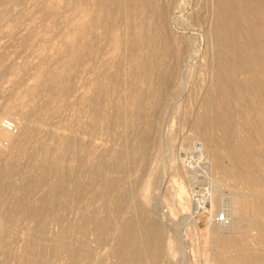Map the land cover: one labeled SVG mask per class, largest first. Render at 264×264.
Masks as SVG:
<instances>
[{"label":"rangeland","instance_id":"rangeland-1","mask_svg":"<svg viewBox=\"0 0 264 264\" xmlns=\"http://www.w3.org/2000/svg\"><path fill=\"white\" fill-rule=\"evenodd\" d=\"M231 18L252 35L264 1L0 0V264H264V74L250 92L237 71L240 103L207 64ZM204 142L224 168L202 171ZM187 172L211 191L199 215ZM235 196L227 240L213 219Z\"/></svg>","mask_w":264,"mask_h":264},{"label":"bare ground","instance_id":"bare-ground-1","mask_svg":"<svg viewBox=\"0 0 264 264\" xmlns=\"http://www.w3.org/2000/svg\"><path fill=\"white\" fill-rule=\"evenodd\" d=\"M264 1V0H263ZM241 7L237 9V14L240 15L241 13ZM95 14V13H94ZM89 15L87 17L86 21V25H92L93 23H95V20L97 19L95 15ZM244 18V17H243ZM90 27V26H88ZM250 31H252V35L251 34H246L245 30L243 29V26H241L238 22H236L233 18L228 19L226 21H223L220 24V31L217 35L218 38V42L220 44V46L218 47V52H217V61L218 63L214 62L213 60L210 61V64H208L209 71L211 72V82L212 85H214L215 87H217L219 90L222 91H226V87H227V82L225 80H229V83L231 85L232 90L235 89V97L236 99L241 103L243 100V96L241 93V87L240 85L237 83L236 81V74L237 71L241 70L244 73H248V76H246V78L244 79V83L246 85V89L248 91H252L253 92V87H252V81L256 82L258 81L257 78L254 79V74L257 72L260 74H264L262 66L259 62L258 58L264 59V27L261 25V23L252 20L249 25H248ZM80 32L84 35L86 34L85 31V26H80ZM87 29V28H86ZM136 36V34H135ZM113 42V41H112ZM113 43H117V40H115ZM135 41H133V38L130 40V46L131 48L133 46H135ZM224 47H223V46ZM252 47V48H251ZM151 48V47H149ZM251 48V49H250ZM148 49V48H146ZM252 49H255V52L258 53L260 56H257L253 53ZM150 51V50H148ZM152 51V50H151ZM149 54V53H146ZM83 55V54H82ZM81 56V55H80ZM150 56V55H149ZM152 57V56H151ZM150 57V58H151ZM148 58V57H147ZM136 60V59H135ZM145 60V58H144ZM150 62V61H149ZM80 63V62H79ZM150 65V64H149ZM220 68L223 72L224 77L221 78L219 76H216L214 74V70L216 68ZM145 68V67H144ZM153 68V67H152ZM146 72V71H145ZM254 73V74H253ZM249 74H252L249 75ZM152 75V74H151ZM257 83V82H256ZM244 85V84H243ZM248 85V86H247ZM211 87V86H210ZM209 87V88H210ZM128 88V92H130V97H128V104L129 107L130 106H136L138 105L139 108L142 107L141 106V98L136 97V92H134L135 87H134V83L130 80L128 82L127 85ZM208 88V89H209ZM257 88V87H256ZM208 91V90H207ZM211 91V90H209ZM138 92V91H137ZM212 93V92H211ZM210 93V94H211ZM225 94V93H224ZM212 96V95H211ZM223 96V95H222ZM225 97V95H224ZM219 98V97H218ZM226 99V98H225ZM153 103L155 104V102L153 101ZM207 105L208 106H212V99L209 97L207 99ZM227 103V102H226ZM216 104V102H215ZM244 104V103H243ZM156 105V104H155ZM220 106V105H219ZM260 106H263V102H261ZM155 107V106H154ZM153 107V108H154ZM245 107V106H244ZM221 108V107H220ZM133 107H131V117L135 118V112L134 110H132ZM136 109V108H135ZM214 109V108H213ZM264 110V109H263ZM208 111V110H207ZM217 111V110H216ZM248 112V110H247ZM264 113V111H262ZM238 114H240L239 112H237ZM236 113V114H237ZM234 114V113H233ZM216 115V113H215ZM245 115V114H244ZM218 122L221 124L222 128L226 126V120L228 115L223 112V113H219L218 115ZM246 116V115H245ZM137 117V116H136ZM208 117H211V113L210 116L208 113H206V115L203 117L204 122L207 123V119ZM259 119L260 115H259ZM258 119V120H259ZM148 120V118H147ZM196 120V119H195ZM215 120V119H214ZM202 121V120H201ZM213 121V120H212ZM197 123V122H196ZM203 123V122H201ZM209 124V123H208ZM203 125V124H202ZM5 129L9 130V127L6 125L5 121L3 122V125ZM205 128V127H203ZM208 129V128H207ZM9 131H4L3 129L0 128V136L3 137H8L10 136L11 133ZM234 131V129L232 130ZM204 132V131H203ZM208 133V131H206ZM237 132V131H236ZM211 135V134H209ZM207 139V138H206ZM210 139V138H209ZM211 140V139H210ZM207 141V140H206ZM212 142V141H211ZM212 145H210V143H206L204 142V148H206V151L208 154H210L209 159L202 162L201 163V167L203 168L202 171H204L205 173H208L209 171H211L214 167L215 168H221L223 167V162L219 159H213L211 157V153L213 154V150H212ZM244 147V142L242 144H238L237 147L235 148H241ZM215 150V149H214ZM213 151V152H212ZM215 153V152H214ZM247 153V152H246ZM214 156V155H213ZM253 162V161H252ZM256 163V162H255ZM256 166H259V163H257ZM187 168V167H186ZM224 168V167H223ZM189 170V169H188ZM191 171V170H190ZM188 173V172H187ZM189 174V173H188ZM190 175V174H189ZM199 174H194L192 173L190 175V177L192 176V178H194L193 180L191 179V181H193L192 184L193 185V197H194V201L196 204V213L202 214L203 212H206V207H205V203L203 200V197L207 196V194L209 193V196H211V191H201L202 188H198L196 189L198 180L196 179L198 177ZM189 177V176H188ZM249 179H251L252 177L248 174ZM250 192V191H249ZM238 194V193H237ZM235 196V200H231L233 201L232 204L233 205H228L224 207V211L227 213L228 215V223L226 224H222V223H217L215 221V219H213L215 225H218L219 228H217L219 231H224V232H228L225 236L227 237V235L230 232H235L238 229H241V227H243L241 220V214H242V208L239 205V202L241 201V197H237ZM231 199H233L231 197ZM235 202V203H234ZM244 209V208H243ZM42 218V217H41ZM92 220V219H91ZM91 222V221H90ZM244 222V221H243ZM89 225V222H87ZM256 223V222H255ZM43 224H41L42 226ZM87 225V226H88ZM92 225V224H91ZM81 226V225H80ZM80 226L78 228H80ZM256 226V225H255ZM84 226L82 225V228ZM253 228H257V229H261L262 225L261 224H257V227H251V229ZM85 229V228H84ZM243 230V229H242ZM183 232V231H182ZM186 234L184 233V236ZM129 236V235H128ZM229 236V235H228ZM221 237V236H220ZM126 238V237H125ZM222 238V237H221ZM224 238V237H223ZM228 240V237L226 238ZM131 240V239H130ZM225 240V239H224ZM226 240V241H227ZM134 241V240H133ZM154 241V240H153ZM117 242V241H116ZM122 242V241H121ZM127 243V241H125ZM129 242V241H128ZM115 247V246H114ZM118 247V246H117ZM71 248H68V250H70ZM114 249V248H112ZM230 263L232 264H254L257 261V258L255 256L252 255H247L246 257H234V258H230L229 259Z\"/></svg>","mask_w":264,"mask_h":264},{"label":"built area","instance_id":"built-area-1","mask_svg":"<svg viewBox=\"0 0 264 264\" xmlns=\"http://www.w3.org/2000/svg\"><path fill=\"white\" fill-rule=\"evenodd\" d=\"M5 123L6 125L9 127V130H14L15 131V128H16V124L14 121L10 120V119H7L5 120ZM215 221L217 223H222V224H226L228 223L229 219H228V215L226 212H222L220 214H217L215 216Z\"/></svg>","mask_w":264,"mask_h":264}]
</instances>
